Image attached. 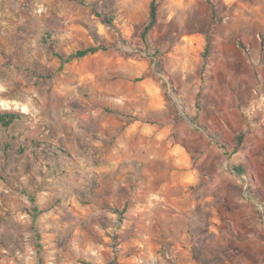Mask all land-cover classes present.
Segmentation results:
<instances>
[{"label":"rangeland","instance_id":"374dc122","mask_svg":"<svg viewBox=\"0 0 264 264\" xmlns=\"http://www.w3.org/2000/svg\"><path fill=\"white\" fill-rule=\"evenodd\" d=\"M82 1L0 0V264H264V0Z\"/></svg>","mask_w":264,"mask_h":264},{"label":"trees","instance_id":"16d2710c","mask_svg":"<svg viewBox=\"0 0 264 264\" xmlns=\"http://www.w3.org/2000/svg\"><path fill=\"white\" fill-rule=\"evenodd\" d=\"M73 1H78L79 3L83 2L82 0H73ZM156 21H157L156 0H151L150 4H149L148 21L145 24V26H144L141 34H140V38H141L142 42L147 43L148 36H149L150 32L154 29V27L156 25ZM107 49H108V46H106V45H98L95 47H88V48H84V49H79V50L69 54L68 56L56 54L55 57L58 58L59 63H60V67H63L65 65L69 64L70 62H72L73 60H78V59H81V58H84V57H87L90 55H94V54L98 53L99 51H105ZM207 53H208V43L205 44V47H204V50L202 53V57L204 58ZM155 66L159 69V71L162 72L159 62H155ZM21 118H22L21 114H17L14 112L2 111V112H0V127L3 129H9L16 122L20 121ZM243 137H244V135H242V134L237 136L236 146L234 148L235 151H237V149L242 144ZM41 144L45 145V144H48V142H42ZM51 145H53V144H51ZM237 169L239 171H242V169H240V168H237ZM34 210H37V208H35ZM82 263L83 264H91L88 262H82Z\"/></svg>","mask_w":264,"mask_h":264}]
</instances>
